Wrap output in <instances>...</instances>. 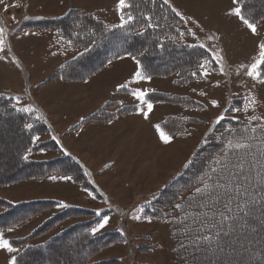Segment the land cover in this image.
Segmentation results:
<instances>
[{
  "label": "trees",
  "instance_id": "obj_1",
  "mask_svg": "<svg viewBox=\"0 0 264 264\" xmlns=\"http://www.w3.org/2000/svg\"><path fill=\"white\" fill-rule=\"evenodd\" d=\"M126 3L129 7L121 10L120 16L127 20L131 15L133 19L124 23L123 27L110 26L95 13L78 8L25 25L32 31L51 32L62 55L69 54L68 60L56 68L50 79L86 82L103 66L125 58L135 63L138 61L141 72L148 79H170L177 87L203 82L205 72L217 71L213 58L216 44H211L206 37L195 44L189 43L190 34L184 28L185 20L177 15L176 10L173 11L169 2L126 0ZM237 3L241 15L250 23L264 20V0H237ZM173 53L185 54L180 64L168 67L158 65L163 62L162 56ZM205 64L206 68H202L201 65ZM259 71L260 78L264 79V64L260 65ZM146 98L151 104L171 103L185 109L197 105L187 95L178 93L149 92ZM248 101L230 99L219 115L211 119L180 174L141 201L142 217L160 222L164 227L165 264H232L239 259L246 264H264V235H261L264 232V207L261 206L264 184H259L257 177L264 164V121L246 112L255 107ZM31 107L28 111L19 109L11 95L0 93V120L8 125H18V135L21 136L14 166L6 168L7 164L0 163V186L51 177L65 178L107 206L95 210L55 199L13 203L0 198V231L15 229L48 214L27 236L11 241V245L20 250L15 264L23 263L24 258L33 252L41 254L44 264H57L64 256L71 257L72 264H116L118 259H100L99 256L118 244L126 245L127 262L136 264L137 253L163 249L164 244L159 246L156 241L149 240L150 237H143L146 240L139 244V237L128 224L127 209L103 192L96 184L92 171L63 145V136L54 129L47 113L36 110L38 107L33 103ZM136 110V106H121L117 101H109L83 120L110 123ZM221 116L223 119L217 123ZM197 123L198 119L194 116L184 119L171 115L159 127L169 137H182L188 136L187 125ZM242 144L248 147H238ZM238 163L243 164V175L233 180L232 173L237 171L234 165ZM213 168L218 171L212 172ZM244 176L249 177L257 197L254 217L250 225L241 227L237 223L235 231L217 238L215 234L223 223L220 213L224 210L227 196L217 203V195L223 190H216L214 186L230 180L247 186ZM205 184L208 185L205 194L197 196L196 188H204ZM231 206V215L235 216L238 211L235 201ZM105 214L117 216V229L101 232L99 225ZM231 224L232 221H228L223 223V227L228 230ZM97 228L99 230L93 232ZM205 234L212 236L213 240L195 247L193 240L197 235ZM67 238L66 244L64 240ZM217 243L223 251L217 249Z\"/></svg>",
  "mask_w": 264,
  "mask_h": 264
},
{
  "label": "rangeland",
  "instance_id": "obj_2",
  "mask_svg": "<svg viewBox=\"0 0 264 264\" xmlns=\"http://www.w3.org/2000/svg\"><path fill=\"white\" fill-rule=\"evenodd\" d=\"M168 2L184 18L190 34L189 43H196L206 37L211 44H216V54L223 58V72L220 63L215 60L217 71L205 74L203 82L177 87L170 79L138 80L135 73L141 71L139 65L125 58L103 66L86 82L71 83L58 78L50 79L56 68L68 60L66 58L69 54L62 55L51 32H36L24 26L33 21L63 15L71 8L93 12L110 26H118L122 24L119 0H0V28L3 29L0 34V40L3 41V50L0 51V93L11 95L19 109L31 110L33 103L38 107L36 110L47 113L54 127L61 132L65 147L86 161L107 195L127 209L128 224L139 237V244L146 240L143 237H150L149 240L156 241L159 246L164 244L163 249L146 254L137 253L136 264L166 263L164 227L160 222L142 217L140 203L150 193L156 192L180 174L211 119L219 115L230 99L254 98L255 107L246 112L264 121V83L260 82V77L253 79L247 75L250 66L259 59L264 20L255 23L256 33L253 34L239 17L231 14L239 8L238 3L233 0ZM18 28L21 29L17 30ZM184 56L185 54L178 53L162 56L163 62L158 65H178ZM121 85L126 87H120ZM133 92L178 93L187 95L197 105L185 109L171 103H153L152 110L145 119L143 112L148 111L147 105L138 100ZM144 99L147 100L145 97ZM109 101H117L121 106L139 107L140 112L121 116L110 123H87V128L82 133L85 124L79 125L77 121L86 119ZM212 101H216L217 106H213ZM171 115L184 119L194 116L198 123L186 126L188 136L169 137L172 145L168 148L171 149L161 153L159 159H152L149 154L145 157L148 151L155 153L157 149L161 152L167 148L161 145L163 140L156 126ZM137 120L143 123H136ZM136 126L141 129L136 132L138 139L124 141L133 136L132 128ZM17 127L18 125H8L0 120V163L7 164L6 168H12L17 158L18 142L21 140ZM139 131L141 134H138ZM153 138L160 142L155 139L157 145L153 146L156 150L147 144ZM111 162H114V167ZM156 162L157 165H154ZM147 164L150 166L147 167ZM0 198L13 203L31 199H58L95 210L107 206L87 195L69 179L59 177L0 186ZM47 216L48 214L40 216L12 230L0 231L10 246L16 249L13 252L0 249V264H10L20 252L11 245V241L27 236ZM105 219L107 224L100 228L101 232L117 229V216L105 214L101 224ZM68 240L65 239L64 243L67 244L65 241ZM126 252V245L118 244L99 257L118 259L116 264H131L127 262ZM80 256L81 254L77 255V258ZM68 257L64 256L57 264H72L71 257ZM21 264L44 263L41 254L33 252ZM232 264L246 263L239 259Z\"/></svg>",
  "mask_w": 264,
  "mask_h": 264
},
{
  "label": "snow or ice",
  "instance_id": "obj_3",
  "mask_svg": "<svg viewBox=\"0 0 264 264\" xmlns=\"http://www.w3.org/2000/svg\"><path fill=\"white\" fill-rule=\"evenodd\" d=\"M234 3L237 2V0H233ZM165 4H168V0H164ZM129 7V5L126 3V0H119V5H118V9L119 10H123L125 8ZM173 11H175V9H173ZM236 15L237 17H239L241 19V21L253 32V34L256 33V26L254 23H250L248 19H246L244 16L241 15V10L240 8H236L234 10L233 13ZM177 15H180L179 12H177ZM133 19V17L131 15L128 16L127 20L124 19V16H121V27H123L124 23H128ZM3 33V29L0 28V34ZM3 41L0 40V51L3 50L2 47ZM201 47H203V45H201ZM218 63H220L221 65V71H224V64H223V58L219 55L216 54L213 57ZM135 59V58H133ZM137 64H139V62L137 61ZM207 64V62H206ZM206 64L205 65H201L202 68H206ZM264 64V43H261L259 45V59L256 60L255 63H253L250 66V70L247 72V75L252 77L253 79H257L260 77V65ZM205 74H207L205 72ZM193 75H195V73H193ZM135 77L139 80V79H148L147 77H145L143 75V73L141 71H137L135 73ZM260 82L264 83V79H262ZM120 87H126V85H121ZM133 95L136 96V98L138 100H140L142 103L147 105L148 111L147 112H143L144 118L147 119L148 118V114L149 112L152 110V104L148 103L147 100L144 99L145 97V93L144 92H133ZM249 104H254L255 100L254 98L249 99L248 101ZM213 106H217L216 101H212ZM247 106H245V109H247ZM25 111H28L29 109H24ZM237 111H239V109H237ZM223 119V116H221L218 120L217 123L220 122V120ZM157 131L160 133V137L163 140L164 143H169L170 142V138L167 134H165L163 131L160 130V127L157 125ZM231 141H229V147H231ZM238 147H248L247 144H242V145H238ZM26 159V157H25ZM217 163H220V161H217ZM234 167L237 169L236 172L232 173V177L233 180H235L238 176L243 175V164L242 163H238L236 165H234ZM212 172H217L218 169L213 168L211 170ZM257 177L258 179V183L259 184H264V164L261 165V170L257 172ZM203 179V178H202ZM210 179V177H209ZM244 180L247 181V186H245L244 183H233V181H228L226 183H216L215 184V189L216 190H223V193H218L217 195V200L216 202L218 203L221 199H224L225 196H227V199L224 200V210L220 213L221 214V218H222V222L226 223L228 221H232V224L229 226L228 230H225V228L223 227V223L221 225V227L217 230L215 236L217 238H219L221 235L227 236L229 235V232L231 231H235L236 230V224L239 223L241 227H243L246 224L251 223V220L254 217V212H255V206L257 203V197H256V193L253 189V186L251 184V181L249 180L248 176H244ZM229 184H231V187H229ZM208 188V185L205 184L204 188L201 187H197L196 188V194L197 196H202L205 194V190ZM262 192H264V190H262ZM233 201H235V207L238 210L235 214V216L231 215V213H233V208H232V203ZM261 206L264 207V199H261ZM177 207H180L179 205H177ZM107 224V219L104 220V222L102 224L99 225L100 228L104 227ZM99 229H93V232L98 231ZM213 240L212 236H209L207 234L203 235V236H199L197 235V237L193 240V244L195 247H200L202 242H211ZM0 249H6L8 252H13L16 251V249L12 248L9 244V242L7 240H5L3 238L2 233H0ZM217 249L220 251H223V248L220 246L219 243H217ZM10 264H15V258L12 259V261L10 262Z\"/></svg>",
  "mask_w": 264,
  "mask_h": 264
},
{
  "label": "crops",
  "instance_id": "obj_4",
  "mask_svg": "<svg viewBox=\"0 0 264 264\" xmlns=\"http://www.w3.org/2000/svg\"><path fill=\"white\" fill-rule=\"evenodd\" d=\"M117 15V14H116ZM117 17V16H116ZM145 83V82H144ZM147 94V93H146ZM46 112V111H45ZM138 112H140V110H139V107H137V110H136V112H135V114H137ZM48 115V114H47ZM48 117H49V115H48ZM50 119V118H49ZM75 123V122H74ZM87 123H91V122H89V121H84L83 119L82 120H78L77 121V124H79V125H82V126H84V124H85V126H84V130L82 131V133L86 130V128H87ZM136 123H143L141 120H137L136 121ZM53 124V123H52ZM74 125V124H73ZM142 126H144L145 127V125L144 124H142ZM55 128V127H54ZM72 128H74V127H72ZM133 129V136H129L126 140H124V141H128V140H134L135 138H136V135H137V131L138 130H141L140 129V126H136V127H133L132 128ZM131 129V130H132ZM55 130H57L56 128H55ZM58 131V130H57ZM59 132V131H58ZM61 133V132H60ZM138 134H141V132L139 131L138 132ZM129 135V134H128ZM131 135V134H130ZM148 136V135H147ZM140 137V136H139ZM136 139H138V138H136ZM156 140H157V138H155ZM155 139L153 138V139H151L150 140V142H148L147 144H148V147H152V148H154L153 150H156V147H154L153 145H157L156 144V142H155ZM157 142H158V140H157ZM133 143V142H132ZM158 143H160V142H158ZM63 145H64V143H63ZM161 145H163L164 147H167V148H165V149H163L161 152L160 151H158V149L155 151V153H153L152 151V153L150 152V151H148L146 154H145V157L148 155L149 157H152V159L154 158H158L159 159V155L161 154V153H164L166 150H170L171 149V147L170 148H168L170 145H172V142L170 141L169 143H167V145L165 144V143H163L162 142V144ZM65 146V145H64ZM67 149L68 150H70L71 151V149H69L68 147H67ZM72 152V151H71ZM73 153V152H72ZM75 154V153H74ZM77 155V154H76ZM78 156V155H77ZM79 157V156H78ZM79 159L83 162V164L84 165H86L91 171H92V174H93V178H94V180H95V182H96V184L100 187V189L103 191V192H105L104 191V189L102 188V186H101V184L99 183V181H98V179H97V176H96V174H95V172L92 170V168H91V166L86 162V161H84V160H82V158L81 157H79ZM111 165H113L112 167H114V162L112 163L111 162ZM148 165V164H147ZM154 165H157V162H156V164L154 163ZM150 165H148L147 167H149ZM111 167V168H112ZM116 168V167H115ZM114 168V169H115ZM107 171H109V170H107ZM95 177H96V179H95ZM106 193V192H105ZM107 194V193H106ZM31 200H34V199H31ZM55 200H58V199H55ZM115 200V199H114ZM61 201H64V200H61ZM116 201V200H115ZM69 203V202H68ZM69 204H72V203H69ZM72 205H75V204H72Z\"/></svg>",
  "mask_w": 264,
  "mask_h": 264
},
{
  "label": "bare ground",
  "instance_id": "obj_5",
  "mask_svg": "<svg viewBox=\"0 0 264 264\" xmlns=\"http://www.w3.org/2000/svg\"><path fill=\"white\" fill-rule=\"evenodd\" d=\"M168 151V150H167Z\"/></svg>",
  "mask_w": 264,
  "mask_h": 264
}]
</instances>
